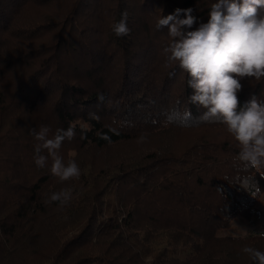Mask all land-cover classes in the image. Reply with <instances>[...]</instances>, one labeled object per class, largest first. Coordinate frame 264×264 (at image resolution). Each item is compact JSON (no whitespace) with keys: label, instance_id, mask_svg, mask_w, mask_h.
<instances>
[{"label":"trees","instance_id":"1","mask_svg":"<svg viewBox=\"0 0 264 264\" xmlns=\"http://www.w3.org/2000/svg\"><path fill=\"white\" fill-rule=\"evenodd\" d=\"M214 2L0 0V116L20 115L15 133L28 147L20 160L17 141L0 128V264H254L236 248L264 252V234L218 235L235 216H252L264 167L245 168L226 126L190 102L187 74L167 62V28H156L162 16L192 8L194 30ZM61 6V21L23 25L28 10L41 16ZM125 10L131 31L117 37L112 26ZM241 83L239 107L252 96L264 101V78ZM43 108L50 137L75 130L62 157L74 143L101 150L141 134L193 137L181 151L148 148L115 165L79 166L67 187L72 199L61 206L45 202L59 191L51 160L40 175L22 161L34 160L35 142L20 135Z\"/></svg>","mask_w":264,"mask_h":264},{"label":"clouds","instance_id":"2","mask_svg":"<svg viewBox=\"0 0 264 264\" xmlns=\"http://www.w3.org/2000/svg\"><path fill=\"white\" fill-rule=\"evenodd\" d=\"M193 9H176L158 19L156 28H167L170 43L164 49L168 63H177L187 74V86L192 90L189 100L205 109V120H218L239 146L238 160L245 168L264 167V101L252 96L239 107L238 93L243 79L264 78V0H215L207 22L197 23ZM128 12L112 26L117 37L129 35ZM173 75L170 73V76ZM102 99V97H101ZM51 129L40 125L30 128L34 145V163L45 168L51 159L50 173L60 182L79 179L81 168L74 159L65 163L60 149L65 140L75 138L73 127ZM146 136L140 137V142ZM47 152V155L42 153ZM71 189L50 194L46 203H70ZM242 251L254 264H264V252L245 246Z\"/></svg>","mask_w":264,"mask_h":264},{"label":"rangeland","instance_id":"3","mask_svg":"<svg viewBox=\"0 0 264 264\" xmlns=\"http://www.w3.org/2000/svg\"><path fill=\"white\" fill-rule=\"evenodd\" d=\"M40 9L35 8V10H28L30 14L28 16L31 18L30 21H24L23 25H26L30 27L31 23H34L37 25L39 21H42L44 24H55L62 20L63 14L66 13L65 6L56 7V8H48L43 9L44 15L39 16ZM42 10V9H41ZM23 21V20H22ZM18 25L20 23L18 22ZM49 41V39L44 40L42 43H46ZM248 81V80H246ZM1 85V84H0ZM14 112V111H13ZM46 109H42L38 114H35L36 119L42 120L41 125H46L50 128V122L46 121ZM20 115L17 114H1L0 116V128L6 132V130H10L11 135V141L15 143L17 141V144L19 145V154L17 157L20 158L23 157L24 153L27 151L28 147L24 146L22 144V141L18 137V134L15 133L17 131V127L15 126V123L19 120L18 117ZM35 117H31V121L28 124V129H26L25 132L21 133V138L23 141H30V143L33 141L35 143H31L32 145H35L37 141L34 139L32 135L29 134L30 128H37L39 129V122L35 119ZM25 123V122H24ZM26 124V123H25ZM225 131L223 132V134ZM192 131H166V132H159L154 134H147L143 135L146 136V140L143 142H140L141 135H138L137 137L131 139L130 141H125L121 144H115L108 146L105 149L101 150H94V149H86L85 147H80L78 149L77 144H69L65 146V149L63 150V158L65 163H67L68 160L74 159L80 167H88L89 164L93 165L95 168L99 167L105 163H111L115 165V163H118L122 158L126 156L132 155H140L142 154L146 149L153 148L162 150L164 148H168L171 150H183L188 144H190L191 138L193 137ZM31 139V140H29ZM29 143V144H30ZM51 160V159H49ZM23 164H28L31 166L33 164L34 168L32 170V173L35 175L38 174V167L35 165L34 160H30L27 158L22 160ZM21 161V171L23 174V164ZM25 161V162H24ZM25 164V165H26ZM27 167V170L29 168ZM45 169V168H41ZM31 173V174H32ZM40 175V174H38ZM71 180L65 181V182H57L58 190L65 189L70 184ZM254 211L252 216L249 219H244L240 215L235 216L231 222L229 223V226L219 230L218 235L219 237H234V238H246L248 236L252 235H262L264 234V192L260 195L259 199L255 203L253 207ZM243 247L236 248V251L238 255H240L241 261L245 260L247 257V254L242 251Z\"/></svg>","mask_w":264,"mask_h":264}]
</instances>
